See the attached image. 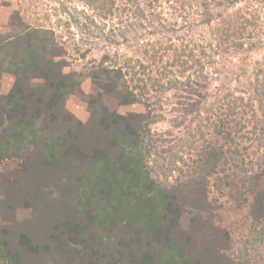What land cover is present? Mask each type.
Instances as JSON below:
<instances>
[{"label": "trees", "instance_id": "obj_1", "mask_svg": "<svg viewBox=\"0 0 264 264\" xmlns=\"http://www.w3.org/2000/svg\"><path fill=\"white\" fill-rule=\"evenodd\" d=\"M192 1L164 0L167 17L162 0H80L116 21L114 36H133L130 55L105 53L85 72L64 71L54 28L14 13L16 28L0 33V86L13 76L0 93V216L28 220L0 217V264H224L230 236L213 218L211 177L241 189L264 246V0ZM82 74L96 91L86 121L65 107ZM183 88L201 105L202 144L189 176L167 185L149 167L151 125ZM134 103L144 111L117 112Z\"/></svg>", "mask_w": 264, "mask_h": 264}, {"label": "rangeland", "instance_id": "obj_2", "mask_svg": "<svg viewBox=\"0 0 264 264\" xmlns=\"http://www.w3.org/2000/svg\"><path fill=\"white\" fill-rule=\"evenodd\" d=\"M238 1L239 3L234 7L240 3L248 9L253 7L247 0ZM83 8L80 0H0V33L16 28V20L12 19L15 12H20L29 24L54 28L67 49L62 57L67 63L64 71L85 72L86 65L91 64L93 60H99L105 53L131 54V48L128 47L133 37L130 34L131 30L130 35H127V41L118 35L114 36L111 28L117 25L116 21L114 23L106 21L104 24L105 22L92 14L91 10L82 12ZM162 11L167 17L170 16L172 9L169 2L162 4ZM89 20L97 21L98 26L92 28L94 25L90 23L89 26ZM65 21H69L70 25L65 24ZM110 35L112 40L116 39L122 44L110 41L108 38ZM259 56L258 49L252 57ZM81 79V91L69 95L65 100V107L78 119L86 121L90 114L87 99L96 91L90 77L82 74ZM12 82L13 76L5 73L1 79L0 93L8 92ZM232 82L236 83L235 80ZM194 90L195 88L171 90L163 96L160 103L156 104L160 106L157 109L160 117L151 125V134L156 146L155 152L149 158V167L155 176L167 185L178 184L185 180L184 175L189 176V172L194 167L197 151L202 144V139L198 140L200 134L194 130L201 107L193 104L197 102L192 100L196 99L193 95ZM107 101L115 107L114 98H108ZM116 109L121 114L144 111L140 103L120 105L116 106ZM193 133L195 136L192 135ZM210 133V129L205 128L204 135L209 136ZM252 147H255V144ZM216 182L215 178L211 177L207 183L209 198L215 207L213 218L219 227L228 231L230 236L224 264H260V261L264 260V246L260 245V223L253 218L245 195L239 192L241 189L235 191L233 188L230 192L229 187L219 188ZM0 217L3 221L16 224L28 220V214L24 210L1 214Z\"/></svg>", "mask_w": 264, "mask_h": 264}]
</instances>
